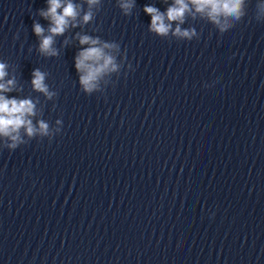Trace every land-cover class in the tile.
Masks as SVG:
<instances>
[{
	"label": "clouds",
	"instance_id": "obj_1",
	"mask_svg": "<svg viewBox=\"0 0 264 264\" xmlns=\"http://www.w3.org/2000/svg\"><path fill=\"white\" fill-rule=\"evenodd\" d=\"M100 2L101 0H87L89 11L85 12L82 17L84 24L93 20L91 7ZM243 4L244 0H173V3L164 12L151 5H145L143 11L151 18L149 31L158 37H167L171 34L191 41L197 35L196 30L180 27L185 22V13L190 11L189 5L194 7L196 13L205 14L207 19L223 34L233 27L229 18L239 21L244 15ZM135 6L136 0H119L118 4L125 16H130ZM40 15L50 21L48 28L50 34L44 35L45 30L40 23L33 24L34 34L40 37L39 51L43 57H57L60 53L53 46L54 38L62 36L70 26H79L74 23L79 16L77 5L72 0H67L66 3L64 0H48L47 10H41ZM174 22L176 27L173 29ZM77 37L81 48L74 57V66L79 75V85L83 92L91 94L97 89L98 81L103 75L118 70L119 65L116 58L111 55L109 50L121 48L118 42H102L99 36L94 38L90 35L77 33ZM10 68L14 73V68L7 61L0 60V137L5 138V147L12 151L25 144L21 130L28 138H33L37 134L49 136L50 133L49 124L43 119L38 120L36 124L33 123V118L36 116V105L30 98L17 99L4 95V93L13 91L17 82L14 74L5 79L9 76ZM48 75L40 68H35L31 73L30 83L35 92L43 93L51 99L57 93L49 90V85L45 82ZM56 123L61 126L57 129V132L60 133L62 120L57 119Z\"/></svg>",
	"mask_w": 264,
	"mask_h": 264
}]
</instances>
